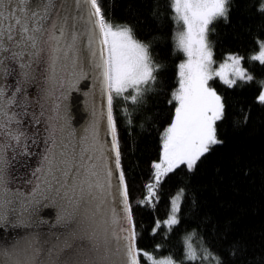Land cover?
<instances>
[{"label":"snow or ice","instance_id":"obj_1","mask_svg":"<svg viewBox=\"0 0 264 264\" xmlns=\"http://www.w3.org/2000/svg\"><path fill=\"white\" fill-rule=\"evenodd\" d=\"M113 6L111 0L107 7L102 0H0V264H264V256L248 255L240 235L229 240L227 258L203 236L196 247L195 229L186 233L179 258L157 256L164 245L141 246L145 226L135 216L137 206L155 209L162 182L183 169L166 218H156L150 232L164 227L167 238L196 214L198 226L211 225L210 233L227 239L228 228L217 233L219 222L212 223L191 186L201 163L225 143L219 125L227 105L213 78L229 87L253 79L238 51H224L214 67L215 25L230 22L235 0H151L149 16L170 20L172 29L143 38L112 14ZM249 7L264 18V0H250ZM126 9L136 12L132 0ZM167 39L174 55L182 53L168 93L170 118L159 131L144 194L134 199L135 169L125 166V156L135 150L134 117L167 69L153 46ZM257 39L252 57L264 63V39ZM81 80L91 83L83 90L86 117L76 123L69 97ZM254 100L264 106V86ZM241 112L236 126L250 118V108ZM145 126L141 120L140 130ZM233 162L241 178L250 174L239 155Z\"/></svg>","mask_w":264,"mask_h":264},{"label":"trees","instance_id":"obj_2","mask_svg":"<svg viewBox=\"0 0 264 264\" xmlns=\"http://www.w3.org/2000/svg\"><path fill=\"white\" fill-rule=\"evenodd\" d=\"M110 0H102L107 7ZM112 14L121 19L129 20L136 28L137 34L142 38L157 31L161 36L170 35L172 23L170 20L159 22L149 16L151 0H132L136 12L126 9L129 0H111ZM164 2V0H161ZM236 7L231 12V20L216 23L219 40L215 44L216 62L223 59L224 51H238L243 57V63L253 74L250 82L238 81L233 87L225 85L218 77L213 78L214 86L220 91L227 105L224 120L219 125V131L225 143L218 146L205 158L197 169L192 183V190L200 198L202 208L213 217L212 223L217 225V233L223 235L226 227L227 239L208 231L211 225L200 224L196 214H190L187 222L181 223L178 228L165 238V228L161 227L157 234L150 232V227L156 218L163 220L170 209V197L180 186L181 173L174 171L162 182L160 186V199L155 209L137 206L135 216L139 224L145 226L141 246L149 250L156 243L163 244L157 250V256L174 254L177 258L181 255L185 235L191 230H196L192 243L201 246V236L204 243L213 250H219L227 258L226 246L235 236H243L249 244V256L257 253L264 256V106L255 102L254 96L264 84V63L254 59L251 54L258 47L257 37L264 39V18L255 14L249 7L250 0H235ZM215 38V37H213ZM170 39L157 41L153 46V53L159 52L166 57L167 69L161 74V81L155 91L147 94L144 105L134 119L136 128L134 136L136 145L134 153L125 156V166L135 169L134 199L144 194V185L150 177V162L158 158L159 131L169 122L171 107L167 104L168 93L175 86V64L182 58V53H172ZM119 104V101H117ZM251 109L247 124L236 126L238 117H242L241 109ZM117 112L119 109L117 108ZM151 118V119H149ZM145 121V128L140 130V121ZM239 155L242 160L251 165V172L247 177L241 178L239 173L233 172V158ZM219 167V173L216 168ZM132 173H130L131 175ZM222 175L223 180L218 177ZM233 180L240 187L239 192H234ZM218 190V191H217ZM191 194L186 197L183 209L187 211ZM231 221L227 226L225 221ZM191 264V262H190ZM201 264H215L214 261L201 262ZM231 264H239V260Z\"/></svg>","mask_w":264,"mask_h":264},{"label":"water","instance_id":"obj_3","mask_svg":"<svg viewBox=\"0 0 264 264\" xmlns=\"http://www.w3.org/2000/svg\"><path fill=\"white\" fill-rule=\"evenodd\" d=\"M91 81H80V91L73 90L69 97L70 111L72 114L73 121L76 123H82L83 119L86 117L87 110L84 106V96L83 90L88 87ZM42 214H54V212H49L48 209L43 210Z\"/></svg>","mask_w":264,"mask_h":264},{"label":"rangeland","instance_id":"obj_4","mask_svg":"<svg viewBox=\"0 0 264 264\" xmlns=\"http://www.w3.org/2000/svg\"><path fill=\"white\" fill-rule=\"evenodd\" d=\"M258 50V48L254 51V52H256ZM254 52H252V54L254 53ZM252 54H251V56H252ZM255 59V58H254ZM258 60V59H257ZM219 63H220V61L219 62H216V64L214 65V67H217L218 65H219ZM218 77V76H217ZM219 78V77H218ZM263 86H264V84H263Z\"/></svg>","mask_w":264,"mask_h":264}]
</instances>
